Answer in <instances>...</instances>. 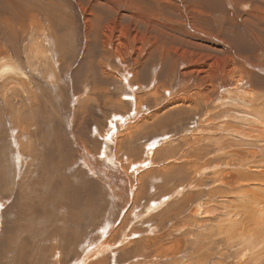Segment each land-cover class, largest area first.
Listing matches in <instances>:
<instances>
[{
  "label": "rangeland",
  "instance_id": "374dc122",
  "mask_svg": "<svg viewBox=\"0 0 264 264\" xmlns=\"http://www.w3.org/2000/svg\"><path fill=\"white\" fill-rule=\"evenodd\" d=\"M4 57L0 264H264V135L222 104L264 95V0H0Z\"/></svg>",
  "mask_w": 264,
  "mask_h": 264
},
{
  "label": "bare ground",
  "instance_id": "6f19581e",
  "mask_svg": "<svg viewBox=\"0 0 264 264\" xmlns=\"http://www.w3.org/2000/svg\"><path fill=\"white\" fill-rule=\"evenodd\" d=\"M9 23V22H8ZM3 25L5 24V23H2ZM31 24V23H30ZM33 26V25H32ZM31 26V27H32ZM4 27V26H3ZM34 27H36L35 25H34ZM46 38V37H45ZM32 40H36V43H35V48H34V50H35V56H39V55H43V54H45V52L47 51V50H45L44 48H43V45H42V43H41V36H35V37H33V39ZM48 39L46 38V40L45 41H47ZM47 54V53H46ZM231 71V70H230ZM20 73L21 74H23L22 73V70H21V68H20V65H19V63H17L16 61H14V59H12V58H9V60H7V57H4V58H1L0 59V78L1 79H4V78H6V77H12L13 79H16L15 78V76L14 75H18V76H20ZM231 73H232V71H231ZM14 74V75H13ZM240 89V88H239ZM238 89V90H239ZM232 91V90H231ZM247 91V90H246ZM229 92V91H228ZM257 93V92H256ZM230 95L228 96H224L223 98H225V100H226V102H224L223 101V103L222 104H225V106H228V105H230V107H232V105L234 104V105H237V106H239V107H242V108H244V109H246V110H248V116H245V117H242V118H240L239 119V121H241V122H243L244 123V121L245 122H247L249 125H251L252 127H254V128H256L257 130L256 131H258L259 133H260V135H259V137H262L263 135H264V95L262 94H260V96H258L257 94L256 95H254L253 93H252V91L251 90H249L247 93H245V94H241V92H236V93H234V91L231 93H229ZM221 107V106H220ZM223 107H221V109H222ZM218 109V108H217ZM228 109V108H227ZM230 109V108H229ZM230 111V110H229ZM229 121V120H228ZM260 131H263V132H260ZM211 132V131H210ZM201 134V133H200ZM235 134V133H234ZM233 134V135H234ZM187 135V134H186ZM236 135V134H235ZM237 137H238V135H237ZM258 142H261V143H264V138L263 139H259L258 140ZM157 147V146H156ZM234 165V164H233ZM248 165V164H247ZM246 165V166H247ZM250 165V164H249ZM227 166V165H226ZM238 166V165H237ZM252 166V165H251ZM230 168V167H229ZM228 168V169H229ZM245 168V167H244ZM247 168V167H246ZM249 168H251V167H249ZM237 169V168H236ZM241 169H242V167H241ZM253 169H255V168H253ZM247 170V169H246ZM249 170V169H248ZM204 171V170H203ZM232 171H234V170H232ZM243 171V170H242ZM201 172H202V170H201ZM231 172V171H230ZM237 172V171H236ZM239 172V171H238ZM204 173V172H203ZM224 171L222 172V174L221 175H219V176H217V182L220 184V183H226L225 182V180H226V176H228L227 174H230L229 172L227 173H224ZM246 173V172H245ZM244 173V174H245ZM248 173H251V172H248ZM256 177H260V175H261V177L262 178H256L254 181H256V183H257V185H255L254 184V189L253 190H250V191H254L255 189L257 190L256 192H260V194L258 195V196H260V197H254L255 199L254 200H256L257 202H256V204H257V208H253V210L256 212V214H258L259 216H258V218H260V219H255L256 221V225L255 224H253V225H255L256 227V229L260 226V225H263L264 223H262V220L264 221V219H263V217H264V202L263 201H261V200H263L264 199V197L262 196V195H264V166H263V168H261V167H257V171H256ZM231 177L229 178V179H233L234 181H231V183H233V185L231 186V188L233 187V188H235V187H238L239 185H238V179H237V177H235L234 175H230ZM248 179H250V178H248ZM252 180V179H251ZM241 182H242V180H241ZM250 182V181H249ZM243 183V182H242ZM241 183V185L239 186V188H241V187H243L242 184ZM244 183H247V182H244ZM224 185V184H223ZM223 187H225V186H223ZM230 189V188H229ZM236 189V188H235ZM227 190V189H226ZM255 192V191H254ZM226 193V192H225ZM244 193V192H243ZM242 193V194H243ZM246 194V193H245ZM245 194H243L244 196H247V195H245ZM251 194V193H250ZM228 195V194H227ZM234 195V194H233ZM254 195V194H253ZM252 195V196H253ZM224 196V195H223ZM231 196V195H230ZM236 196V195H235ZM236 197H238V196H236ZM247 197H249L250 198V196H247ZM221 198V197H220ZM235 198V197H234ZM251 198H253V197H251ZM222 199V198H221ZM220 199V200H221ZM239 199V198H238ZM237 199V200H238ZM244 199V198H243ZM236 200V201H237ZM250 200H252V199H250ZM233 201V200H232ZM208 202V201H207ZM224 202V201H223ZM226 202V201H225ZM230 202V201H229ZM217 203V202H216ZM246 203V202H245ZM254 203V202H253ZM212 204H213V201H212ZM225 204V203H224ZM201 205V204H200ZM204 205V204H203ZM208 205V204H207ZM251 205V204H250ZM208 206H210V205H208ZM214 206V205H213ZM253 206V205H252ZM255 206V205H254ZM224 207H226L227 208V206H224ZM204 209H206L205 210V213L207 214V213H209L210 211H207V208L204 206ZM211 209H212V207H211ZM239 209H243V206H242V208H240L239 207ZM251 209V208H250ZM220 210V209H219ZM234 210H235V207H234ZM245 210V209H244ZM243 210V211H244ZM197 211V210H196ZM226 211V210H225ZM228 211V210H227ZM230 211V210H229ZM252 211V210H251ZM199 212V211H198ZM223 212V211H222ZM221 212V213H222ZM238 212V211H237ZM249 212V211H248ZM203 213V212H202ZM233 213V212H232ZM236 213V212H235ZM234 213V214H235ZM240 213V212H239ZM247 213V212H246ZM251 213H253V212H251ZM248 214V213H247ZM226 215H228L227 213H226ZM238 215H240V214H238ZM237 214L236 215H234V216H238ZM253 215V214H252ZM200 216V215H199ZM213 216V215H212ZM242 216V215H241ZM240 216V217H241ZM245 216V215H244ZM249 216H251L250 214H249ZM197 217V216H196ZM204 217V216H203ZM205 217H206V215H205ZM239 217V218H240ZM252 217V216H251ZM256 217V216H255ZM226 218V217H225ZM229 218V217H228ZM238 218V219H239ZM245 218H247V216H245ZM227 219V218H226ZM248 219V218H247ZM252 219H254V215H253V217H252ZM229 220V219H228ZM230 220H231V218H230ZM230 220H229V222H230ZM246 220V219H245ZM207 221V220H206ZM205 221V222H206ZM225 221V220H224ZM249 221V219L247 220V223H249L248 222ZM253 221V220H252ZM251 221V222H252ZM202 222V221H201ZM235 222V221H234ZM239 222V221H238ZM231 223V222H230ZM246 223V224H247ZM203 224V223H202ZM232 224V223H231ZM245 224V223H244ZM240 225V224H239ZM236 226V225H235ZM234 226V227H235ZM237 226H238V224H237ZM244 226V225H243ZM239 227V226H238ZM236 228V227H235ZM242 228L243 227H239V228H237L238 230H240L241 231V233L243 232L244 233V231H242ZM236 229V230H237ZM259 229V228H258ZM255 229H253L252 231H249V234L251 235L250 236V238H252L253 236L255 237V238H257L256 236L257 235H254L256 232L254 231ZM245 233H247V232H245ZM244 233V234H245ZM243 234V235H244ZM257 234V233H256ZM245 236V235H244ZM239 237V236H238ZM243 238H245V237H243ZM243 240V239H242ZM254 240V239H253ZM252 240V241H253ZM245 241H247V239L245 240ZM258 241V240H257ZM244 242V241H243ZM259 242V241H258ZM258 242H256V244L258 243ZM246 243V242H245ZM250 243H252L251 241L249 242V244ZM246 245H248V244H246ZM251 245V244H250ZM255 245V244H254ZM253 245V246H254ZM262 245V244H261ZM260 246V245H259ZM262 246H264V245H262ZM250 247V246H249ZM251 249H252V246L250 247ZM254 248V247H253ZM259 248V247H258ZM248 250V249H247ZM261 250H262V248H261ZM244 251H246V250H244ZM249 251V250H248ZM252 251H254V250H252ZM252 251H251V253H252ZM259 251V250H258ZM98 252V251H97ZM255 253L257 252V251H254ZM255 253H252L253 255L255 254ZM259 253V252H258ZM260 253H261V251H260ZM259 253V254H260ZM263 253H264V251H263ZM252 254H250L251 256H252V258H253V255ZM249 255V256H250ZM247 256H248V254H247ZM250 256V257H251ZM257 257V256H256ZM245 258H247L246 257V255H244L243 256V258L242 259H245ZM249 258V257H248ZM84 262V261H83ZM245 263V262H244ZM243 263V264H244ZM80 264H82V262L80 263Z\"/></svg>",
  "mask_w": 264,
  "mask_h": 264
},
{
  "label": "snow or ice",
  "instance_id": "6c2138e0",
  "mask_svg": "<svg viewBox=\"0 0 264 264\" xmlns=\"http://www.w3.org/2000/svg\"><path fill=\"white\" fill-rule=\"evenodd\" d=\"M128 97H126V99H127ZM116 119H120V120H122L123 118L122 117H116Z\"/></svg>",
  "mask_w": 264,
  "mask_h": 264
}]
</instances>
